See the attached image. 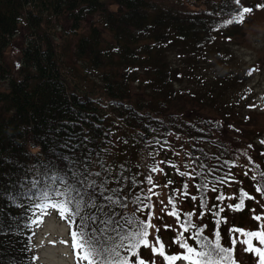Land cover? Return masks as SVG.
Segmentation results:
<instances>
[{"label": "trees", "instance_id": "1", "mask_svg": "<svg viewBox=\"0 0 264 264\" xmlns=\"http://www.w3.org/2000/svg\"><path fill=\"white\" fill-rule=\"evenodd\" d=\"M193 4L189 9L181 0H0V84L6 85L0 89V264H33L27 236L31 221L40 215L35 204L44 202L45 190L60 200L56 192L71 188L74 196L79 193L78 199L93 202L81 215L94 217L85 222L102 237L105 224V241L133 231L132 214L148 205L147 198L132 191L135 170L140 169L137 156L147 151L143 149L147 139L162 144L175 135L186 148L200 210L197 219L202 221L195 232L203 237L208 239L203 235L205 227H223L222 216L211 218L207 211L221 201L220 192L235 167L245 165L253 174L264 201L260 151L256 156L250 152L243 162L237 146L227 138L234 123L225 111L207 113L218 108L228 89L217 86L218 78L203 85L198 76L191 80L195 88H187V93L173 88L189 77L190 70L196 74L216 37L239 26L228 21L250 4L247 0ZM94 15L84 32L75 31L82 19ZM58 16L67 20L74 34L69 44L60 47L51 26V18ZM18 34V63L13 68L4 50ZM205 40L214 42L204 50ZM186 41L192 45L189 59ZM172 47L181 65L167 66L164 61L165 49ZM69 59L83 63L80 67L91 74L98 71L109 111L92 94L69 85ZM117 66L123 70L117 72ZM129 83L147 91L133 98ZM125 101L131 103L125 106ZM110 112L121 124L119 130L114 129ZM254 128L252 122L249 129ZM118 156L122 162L115 165ZM168 187L173 190L171 184ZM207 197L209 204L202 212ZM180 222L184 230L188 220ZM75 223L80 224L78 218ZM73 224L71 231L77 229ZM193 244L197 246L194 235Z\"/></svg>", "mask_w": 264, "mask_h": 264}, {"label": "rangeland", "instance_id": "2", "mask_svg": "<svg viewBox=\"0 0 264 264\" xmlns=\"http://www.w3.org/2000/svg\"><path fill=\"white\" fill-rule=\"evenodd\" d=\"M196 1L181 0V3L185 8L192 9L194 8L193 3ZM247 1L250 4L248 8L251 9V12L245 15L243 22L239 23L235 30L230 31V34L217 36L214 45V41L205 40V44H202L201 48L205 50L210 44L213 45V49L207 50L206 58L203 59V66L197 70L196 74L194 73L195 69L194 71L193 69L190 70L188 78L183 79V75H181L183 80L179 85L174 84L173 86L175 89L180 87L182 92L186 89L185 93H187V88H195L191 86V80L194 76L200 77L199 82L203 85L218 78L217 86L225 87L228 91L222 96L224 98L220 100L217 105L218 108L208 110L207 113L211 115L212 111L216 110L221 115L225 111L228 120L234 123L235 129L228 131L229 137L227 138L232 139V143L237 146L239 154L243 156L241 157L243 162L247 154L250 158L251 153L256 156L258 151L264 160V143H262L264 142V7H260L264 6V0ZM95 17L96 15L82 19L75 31L84 32L89 26V22ZM51 26L54 30L55 42L59 44V47L62 43L64 45L65 43L69 44L70 39L74 37L73 31L68 28L67 20L64 17H52ZM14 38V43L6 46L4 50L5 58L13 68L18 63L21 36L18 34ZM167 45L170 46L171 43ZM183 45L187 47V59H189L190 54L188 53H191L192 45L189 41L183 42ZM211 55H215V59L210 58ZM179 59L178 52L174 47L165 49L164 61L167 66L170 64L181 65L183 61L180 63ZM67 61L66 70L69 85L92 94L103 104L104 109L109 111L108 99L102 94L100 83L98 84V71L92 70L93 73L91 74L86 70L87 68L80 67L81 65L83 67V63L80 61L72 62L70 59ZM122 70L121 66L116 67L117 72ZM5 87L4 82L0 84V89H5ZM129 91L131 92L130 95L135 98L147 90L137 87L135 83H129ZM202 94L205 96L207 93ZM124 103L126 106L131 102L125 101ZM215 105L213 103L212 106ZM98 107L103 108L100 105ZM111 113L108 116L114 120L112 125L114 129L119 130L121 124ZM250 119L252 120L249 121ZM252 122H254L255 128L249 129ZM171 136L174 137H167L162 144L161 141L149 139L144 142L143 149H147V151L143 156H137L140 169L136 168L135 170L137 179L132 188V191L136 192L139 197L147 198L148 205H151V207L146 208L141 205V209H135V214H132L135 221L148 222L153 225L154 227L148 229V239L155 243L159 237L164 246V251L170 255L184 252V249L174 242L178 233H183L189 245L197 247L193 244V238L189 239V237H193L195 226L202 223L197 219L200 210L198 212V202L191 185V159H188L189 155L179 138L175 135ZM121 159V156L116 157L114 164L122 162ZM105 162L108 161L105 160ZM244 167L245 165L243 167L237 166L229 172L228 177L230 179L226 180L228 183L223 186L219 196H222L223 199L218 200L219 202L214 199L216 203L210 212L207 211L208 217L212 218L213 216L218 219L219 216H222L224 223L221 230L205 227L203 235L205 234L209 241L214 242V233L218 231L220 242L224 247H232V239L238 241L245 239L240 232H230L233 226L235 229L239 225L241 230L246 231L264 230V201L261 193L257 191L259 187L256 184L258 182L253 174L248 173ZM181 173H185V175H181ZM262 175L264 176V171H262ZM149 177H151V183L148 182ZM169 184L173 186L172 191L168 187ZM171 192L173 195H170ZM241 192H247V195L249 193L248 197L251 198L244 199L242 209L239 211L229 208V205L240 203ZM208 204L209 197L206 198L205 208L201 210L202 212L206 211ZM221 209L223 211H220ZM173 212L174 214H172ZM216 213L218 215H215ZM257 215H260L262 219L258 221L255 218ZM38 217H40L39 222L32 225L31 231L33 233L27 236L33 264H76L75 254L71 247L70 221L67 216L61 219L57 210L48 209L46 215H38ZM189 217L191 220L190 228L187 231L182 230L180 221L183 218L187 221ZM73 226L77 228V223H74ZM102 226L104 229L103 237L98 231H95V234L104 244L108 233L105 224ZM62 240L67 241V243L61 244L60 241ZM252 244L259 246L255 238L252 240ZM139 255L148 264H151L153 260L156 264H164L163 258L154 255L150 247H142L139 250ZM34 257L35 259H33ZM129 259L134 264L136 257L130 256ZM234 259L239 264H258L257 255L245 251V245L240 242L234 247ZM175 264H187V262L179 260Z\"/></svg>", "mask_w": 264, "mask_h": 264}, {"label": "snow or ice", "instance_id": "3", "mask_svg": "<svg viewBox=\"0 0 264 264\" xmlns=\"http://www.w3.org/2000/svg\"><path fill=\"white\" fill-rule=\"evenodd\" d=\"M234 3L239 4V0H234ZM250 12V8L242 7L228 23H241L245 15ZM96 175H99V173ZM181 175H185V173H181ZM245 175H247V173H245ZM148 182H152L151 177L148 178ZM72 191L71 188H66L64 192H56V195L61 196L62 199L54 200L52 195L45 190L41 193L44 202L35 204V208L39 209L40 216L46 215L48 209L57 210L61 219L67 216L70 221V227L71 224L76 222L77 218L79 219L80 224L77 225V229L70 233L71 247L75 254L76 264H132L129 259L130 256L136 257L134 264H148V262L143 260L139 255V250L142 247H150L154 255H159L163 258L164 264H175V262L179 260L186 261L187 264H237V261L234 259V247L238 242L245 245V251L253 252L257 255L258 264H264V230L246 231L234 228L230 229V232H240L241 235L245 237L242 241L232 239V247L222 246L220 242V233L218 231L214 233V242L203 237L199 230L195 232L194 238L197 241V247L189 245L183 233H178L174 242L177 243L180 248L184 249V252L181 254L168 255L165 253L164 246L160 242L159 237H157L155 243L148 239V229L154 227L153 225L148 222L130 220V224L133 222L136 224L133 231L119 235L117 238L110 237L102 244L100 239L97 238L95 231L90 230L89 225L85 222L94 219V217L81 215L82 210L94 206L93 202L86 201L83 197L78 199L77 196H79V193L74 196ZM257 191H262V189L257 188ZM245 197H247V194L242 192L240 203L229 205L228 207L237 211L241 210ZM247 198L250 199L251 197ZM193 199H195V197H193ZM218 199L222 200L223 197H218ZM169 202L171 203V201ZM144 207H151V205H144ZM220 211H223V209ZM172 214H174V212ZM255 218L258 221L262 219L260 215H257ZM39 219L40 217H37L32 220L31 223L36 224L39 222ZM190 225L191 220L189 217L187 225H182V227L187 231ZM191 238L193 237H189V239ZM254 238L258 241L259 246H253L252 240ZM60 243L66 244L67 241L62 240ZM156 245H159V248H157ZM121 249L125 251L126 255H121ZM33 259H35V257ZM151 264H156L155 260H153Z\"/></svg>", "mask_w": 264, "mask_h": 264}]
</instances>
